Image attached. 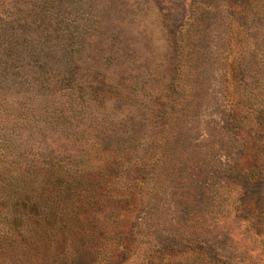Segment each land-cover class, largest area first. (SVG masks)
<instances>
[{
	"label": "rangeland",
	"instance_id": "obj_1",
	"mask_svg": "<svg viewBox=\"0 0 264 264\" xmlns=\"http://www.w3.org/2000/svg\"><path fill=\"white\" fill-rule=\"evenodd\" d=\"M26 52L57 73L74 61L101 74L99 113L142 120L164 100L163 123L128 125L133 140L115 145H139L147 164L125 264H264L245 206L264 209V183L243 169L264 168V153H244L264 147V0H0L1 63L16 83Z\"/></svg>",
	"mask_w": 264,
	"mask_h": 264
},
{
	"label": "trees",
	"instance_id": "obj_2",
	"mask_svg": "<svg viewBox=\"0 0 264 264\" xmlns=\"http://www.w3.org/2000/svg\"><path fill=\"white\" fill-rule=\"evenodd\" d=\"M25 54L17 83L9 79L15 68L0 57V264H125L147 164L139 145L120 151L115 145L120 137L133 140L128 125L163 123L164 100L142 120L99 113L101 74L90 79L74 61L57 73L43 61L48 55ZM161 129L154 153L165 141ZM244 153L259 155L264 147H244ZM243 169L250 186L264 183L261 164ZM245 206L251 228L264 235L263 207Z\"/></svg>",
	"mask_w": 264,
	"mask_h": 264
}]
</instances>
